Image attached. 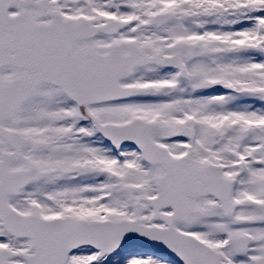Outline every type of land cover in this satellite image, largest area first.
<instances>
[{
    "label": "snow or ice",
    "instance_id": "6c2138e0",
    "mask_svg": "<svg viewBox=\"0 0 264 264\" xmlns=\"http://www.w3.org/2000/svg\"><path fill=\"white\" fill-rule=\"evenodd\" d=\"M0 264H264V0H0Z\"/></svg>",
    "mask_w": 264,
    "mask_h": 264
}]
</instances>
